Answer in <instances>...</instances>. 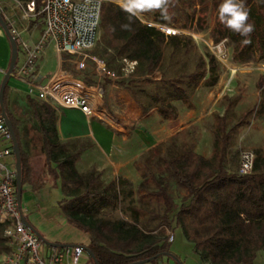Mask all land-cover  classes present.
<instances>
[{
  "label": "trees",
  "instance_id": "16d2710c",
  "mask_svg": "<svg viewBox=\"0 0 264 264\" xmlns=\"http://www.w3.org/2000/svg\"><path fill=\"white\" fill-rule=\"evenodd\" d=\"M111 1L107 0L103 4L101 23L102 37L111 52L107 58L109 70L122 72V60L129 59L138 62L136 76L153 74L162 61L166 42L177 45L181 42L180 38L167 39L143 25L138 18H133L131 31L122 30L121 25L128 23L127 15ZM244 2L254 31L249 44L243 43L245 37L230 31L237 42L234 52L243 59L242 55L254 48L264 58V0ZM37 5L40 7V0H37ZM154 20L167 24L161 19ZM208 59L210 84L214 85L217 81L216 58L210 54ZM192 76L201 78V72L193 73ZM260 87H264V81ZM7 92L8 86L4 92V105L19 140L18 122L8 110ZM262 94L264 96V89ZM43 107L50 114L47 117L45 112L42 119L47 139L45 153L49 164L56 165L51 173L61 180L65 195L61 210L71 225L89 234L88 247L98 264H133L161 255L156 259L160 261L162 255L169 253L165 243L167 230H173L174 227L183 230L187 240L194 244L197 253L208 264H252L260 253H264V153L258 151L255 154L254 169L249 175L243 176L239 169L231 171L228 167L232 135L249 123V117L256 110L258 115H264V98L258 106L241 115L231 127L227 115L218 118L210 158L198 154L194 148H188L167 160V179L157 182L156 192L164 202L161 224L165 228L160 234L139 226L142 211L137 206L129 208L132 222L99 216L104 209L115 207L122 198L133 197L134 184L120 177L108 185H102L94 172L80 174L75 167L78 156L67 152L60 143L54 111L47 105ZM171 109L168 106L162 112L164 117H169ZM47 119L49 122H45ZM21 156L23 194L24 186L31 182L32 169L29 156L22 147ZM175 190L185 193L180 204L175 202ZM6 227L0 223V264L12 251L4 237ZM84 264L96 263L88 256Z\"/></svg>",
  "mask_w": 264,
  "mask_h": 264
},
{
  "label": "rangeland",
  "instance_id": "374dc122",
  "mask_svg": "<svg viewBox=\"0 0 264 264\" xmlns=\"http://www.w3.org/2000/svg\"><path fill=\"white\" fill-rule=\"evenodd\" d=\"M173 2L174 6L168 8L170 19H164L158 11L144 13L142 16L179 26L185 34L199 33L207 44L196 47L186 35L180 38L181 42L177 45L167 41L162 61L154 72L160 79L144 78L145 80L138 82L126 83V89L135 95L134 99L143 111L138 114V123L143 120L146 123L153 111L160 113L168 106L172 109L168 112L169 119L160 114L157 124L153 120L155 137L160 143L155 145L154 151L150 150L139 161L141 180L136 186L134 196L122 198L115 207L104 209L99 214L110 220L122 219L131 222L129 208L137 206L152 231L158 230L162 225L164 202L158 198L156 192L157 182L167 179V160L188 148H194L198 154L210 158L218 117L227 115L231 127L243 113L258 106L264 98V87H260V83L264 81V58L254 48L242 55L243 59L235 54L236 39L232 37L230 30H225L218 19L217 9L221 0ZM95 49L92 55L99 58L107 60L111 55L107 42L102 37V29ZM210 54L215 56L217 64V81L214 85L210 84L209 79ZM198 72H201V78L196 79L192 74ZM153 118H158V115L155 114ZM162 125L166 128L159 131ZM162 139L165 140L161 141ZM245 150H251L255 154L258 151L264 153V115H258L257 110L249 117V123L232 135L228 155V167L231 171L239 169L241 154ZM174 192L175 202L180 204L185 193L181 190ZM22 197L24 208L27 202L25 196ZM139 226L148 229L144 223ZM169 231L175 234V242L168 248L175 258L163 256L160 261L155 260L149 264H207L195 250L194 244L187 240L181 228L174 227ZM252 264H264V253H260Z\"/></svg>",
  "mask_w": 264,
  "mask_h": 264
},
{
  "label": "crops",
  "instance_id": "0c3cea01",
  "mask_svg": "<svg viewBox=\"0 0 264 264\" xmlns=\"http://www.w3.org/2000/svg\"><path fill=\"white\" fill-rule=\"evenodd\" d=\"M28 1L0 0V10L11 30H16L20 35L18 62L16 71L14 70L7 84V98L8 110L18 122L20 145L28 154L32 169L31 182L24 186L23 195L27 203L22 208L23 215L49 242L88 247L89 234L71 225L61 210V202L65 199V195L61 180L51 173V169L56 165L49 164L45 153L47 139L43 132L42 119L45 117V112L47 117H50V114L43 106L47 105L54 111V122L60 143L67 152L78 156L75 167L80 174L94 172L102 185H108L123 177L131 181L136 189L141 180L139 161L143 155L160 143V140L158 142L156 140V130L152 124L154 121L157 124L163 110L160 113L157 110L151 112L152 118H147L148 122L145 123L143 120L141 124L138 123V114L143 111L136 103L135 95L131 90L126 89V80L160 78L157 73L149 76L124 77L122 72L117 73L115 69L111 71L112 75L104 79L107 98L114 103L122 123L121 127L117 128L107 124L99 116H88L79 109L63 107L52 99L41 100L38 97L40 86L45 85L61 67L65 66L66 69L76 71V66L73 62L67 61L66 56H61L55 45L50 42L36 59L33 74H19V68L27 59V52L22 42L31 48L41 39L46 25L43 17L31 19L24 17L25 4ZM11 53L10 42L0 26V88L10 66ZM90 53L94 54V50ZM155 114L158 118H153ZM162 116L164 117L163 114ZM222 116L225 115L219 117ZM164 118L169 119V117ZM45 122H49L48 119ZM165 128L166 126L162 125L159 131H164ZM143 216L142 212L139 224L144 223L148 228L146 230L152 231ZM164 228L165 226L161 225L158 230L152 232H160ZM43 245L45 252L54 248L45 243Z\"/></svg>",
  "mask_w": 264,
  "mask_h": 264
},
{
  "label": "built area",
  "instance_id": "2783aa9c",
  "mask_svg": "<svg viewBox=\"0 0 264 264\" xmlns=\"http://www.w3.org/2000/svg\"><path fill=\"white\" fill-rule=\"evenodd\" d=\"M107 0H29L25 4L26 19L43 17L45 30L41 39L31 48L22 42L27 52L25 63L19 68L20 75L33 74L36 59L46 44L52 42L61 56L73 62L76 71L61 67L49 81L39 87L41 100L52 99L67 108H76L88 116H99L107 124L117 128L122 123L114 103L107 98L104 79L112 75L106 59L92 55L100 40L103 4ZM114 4L116 0H112ZM143 25L169 38L188 36L196 47L206 45L205 38L196 32L186 33L176 25L138 18ZM17 41L20 35L11 30ZM138 62L122 60L124 77H132ZM256 155L251 150L241 154L239 173L253 172ZM16 158L11 134L0 113V223L7 227L4 237L11 252L1 264H84L88 254L80 245L67 248H51L45 252L41 239L29 229L22 219L17 197ZM175 242V234L167 232L166 247Z\"/></svg>",
  "mask_w": 264,
  "mask_h": 264
},
{
  "label": "clouds",
  "instance_id": "9594fccd",
  "mask_svg": "<svg viewBox=\"0 0 264 264\" xmlns=\"http://www.w3.org/2000/svg\"><path fill=\"white\" fill-rule=\"evenodd\" d=\"M120 9L126 13L128 23L122 24V30H132L133 18H139L148 12H160L164 19H170L169 6H174L173 0H116ZM220 23L230 31L245 37L244 44L251 43L250 36L254 25L249 22V11L244 0H221L217 9Z\"/></svg>",
  "mask_w": 264,
  "mask_h": 264
},
{
  "label": "water",
  "instance_id": "95a60500",
  "mask_svg": "<svg viewBox=\"0 0 264 264\" xmlns=\"http://www.w3.org/2000/svg\"><path fill=\"white\" fill-rule=\"evenodd\" d=\"M0 26H1V28L4 30V32L7 35V38L9 40V42H10V45H11V51H12L10 66H9V69H8L6 75L4 76V79L2 81L1 88H0V107H1V114H2V116L5 119L6 125H7L8 129H9V132H10L11 138H12L13 151H14V155H15V158H16V171H17L16 184H17L18 205H19V208H20L21 213H22V195H23L22 191H23V185H22L21 147H20L19 140H18L16 132H15L13 123L11 122L10 118L7 115L6 108H5V105H4L5 88H6L7 84H8V82H9V79H10L11 75L13 74V72H14V70L16 68L17 62H18L19 43H18L16 37L13 35V33H12L11 29H10L9 23L5 19V17H4V15H3L1 10H0ZM22 219H23V222L25 223V225L29 229H31L32 232L35 233L41 239V241L43 243H45L47 245H50V246H52L54 248H67V247L75 246V245H61V244L49 242L35 228H33L31 226V224L24 217L23 213H22ZM81 247H83L85 252L95 261L96 264H98L93 252L91 251V249L89 247H87V246H81ZM160 256H156V257H153V258L142 260V261H139V262H136V263H133V264H149L152 261H155ZM162 256H168V257L175 258V256H173L171 253H165Z\"/></svg>",
  "mask_w": 264,
  "mask_h": 264
}]
</instances>
